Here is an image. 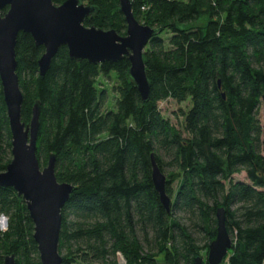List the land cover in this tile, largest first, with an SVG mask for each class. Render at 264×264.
Segmentation results:
<instances>
[{"label": "trees", "instance_id": "obj_1", "mask_svg": "<svg viewBox=\"0 0 264 264\" xmlns=\"http://www.w3.org/2000/svg\"><path fill=\"white\" fill-rule=\"evenodd\" d=\"M66 0H53L61 5ZM96 8L84 25L127 32L119 0H81ZM135 17L157 33L146 47L151 97L144 102L131 62L71 59L62 46L47 75L32 35L17 39V73L30 123L41 102L38 157L56 156L59 182L75 186L62 210V264H195L207 259L226 209L234 241L229 264H264V0H131ZM6 8L3 12H6ZM115 78L114 108L99 78ZM188 102L183 129L159 103ZM152 156L167 176L168 212L152 180ZM164 156L175 170L166 173ZM12 134L0 79V172L12 161ZM245 172L248 181H236ZM0 264H42L35 223L23 197L0 186Z\"/></svg>", "mask_w": 264, "mask_h": 264}, {"label": "water", "instance_id": "obj_2", "mask_svg": "<svg viewBox=\"0 0 264 264\" xmlns=\"http://www.w3.org/2000/svg\"><path fill=\"white\" fill-rule=\"evenodd\" d=\"M119 1L127 22L125 35L115 29L85 26V18L93 15L96 8L81 0H66L61 5L54 4L53 0H0V79L10 122L13 155L7 169L0 172V186L13 187L23 197L35 223L34 239L42 264L63 263L60 254L62 210L75 186L58 181L55 155L50 157L47 166L40 164L37 143L41 102L35 103L30 123L22 120L24 96L17 73V39L21 32L28 33L37 45L45 47V53L39 60L42 78L50 71L62 46L68 47L71 59L88 60L94 64L115 63L128 57L131 79L142 100L148 102L151 82L145 52L157 30L135 17L131 0ZM6 8L7 11L3 12ZM152 180L162 205L170 212L172 199L166 191L167 176L154 156ZM1 218V225L7 226L8 218ZM217 221V236L209 245L207 259L196 257L195 264H223L228 259L234 241L227 229L225 208L218 209ZM5 264H16L15 256H6Z\"/></svg>", "mask_w": 264, "mask_h": 264}, {"label": "rangeland", "instance_id": "obj_3", "mask_svg": "<svg viewBox=\"0 0 264 264\" xmlns=\"http://www.w3.org/2000/svg\"><path fill=\"white\" fill-rule=\"evenodd\" d=\"M99 81H100V83H103V84H100V87H107L110 91L106 109L107 108H109V109L114 108L115 102H116L115 98L117 96V94L113 90V87L116 85L115 78L112 80H109L108 78L101 76L99 78ZM190 106L191 105H190L189 101L179 103L173 99L164 100V101H161L159 103V107H160L163 115L166 118H169L172 121V123L179 129H183V123H184V117L182 116L181 109L188 110L190 108ZM259 117L261 119L262 124L264 125V101H263L262 106H261ZM164 161L166 163L165 170H166L167 174L169 172L175 170V166L173 165V161L170 157L164 156ZM234 178L236 181H248L247 174L245 172L235 174ZM2 216L3 215L0 214V218ZM4 217H6V216H4ZM7 226L0 224V228L2 230H6ZM118 259H119L120 264H125V260L123 259V257L121 255H119ZM163 259H164L163 255L159 257V261H160L159 264L164 263Z\"/></svg>", "mask_w": 264, "mask_h": 264}, {"label": "crops", "instance_id": "obj_4", "mask_svg": "<svg viewBox=\"0 0 264 264\" xmlns=\"http://www.w3.org/2000/svg\"><path fill=\"white\" fill-rule=\"evenodd\" d=\"M164 261V260H163ZM163 264H166L165 262ZM223 264H229L228 259Z\"/></svg>", "mask_w": 264, "mask_h": 264}, {"label": "bare ground", "instance_id": "obj_5", "mask_svg": "<svg viewBox=\"0 0 264 264\" xmlns=\"http://www.w3.org/2000/svg\"><path fill=\"white\" fill-rule=\"evenodd\" d=\"M0 224H3V219L2 218L0 219Z\"/></svg>", "mask_w": 264, "mask_h": 264}, {"label": "built area", "instance_id": "obj_6", "mask_svg": "<svg viewBox=\"0 0 264 264\" xmlns=\"http://www.w3.org/2000/svg\"><path fill=\"white\" fill-rule=\"evenodd\" d=\"M7 228V227H6Z\"/></svg>", "mask_w": 264, "mask_h": 264}]
</instances>
